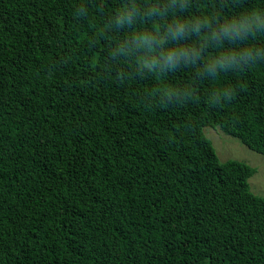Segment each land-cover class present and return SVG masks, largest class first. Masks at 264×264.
I'll return each instance as SVG.
<instances>
[{
	"label": "trees",
	"instance_id": "1",
	"mask_svg": "<svg viewBox=\"0 0 264 264\" xmlns=\"http://www.w3.org/2000/svg\"><path fill=\"white\" fill-rule=\"evenodd\" d=\"M122 2L0 0V264H264L256 169L204 132L264 155V61L157 80L109 56ZM186 2L221 19L264 7Z\"/></svg>",
	"mask_w": 264,
	"mask_h": 264
},
{
	"label": "clouds",
	"instance_id": "2",
	"mask_svg": "<svg viewBox=\"0 0 264 264\" xmlns=\"http://www.w3.org/2000/svg\"><path fill=\"white\" fill-rule=\"evenodd\" d=\"M188 10L186 0L122 2L114 24L129 32L123 41H112L109 56L134 57L137 71L157 80L178 64L187 68L202 62V72L215 78L245 65L251 70L258 61H264V49L251 42L257 34H264V7L248 8L222 19L213 13L183 15ZM193 37L194 44L186 43ZM164 94L171 97L176 90L165 87Z\"/></svg>",
	"mask_w": 264,
	"mask_h": 264
},
{
	"label": "rangeland",
	"instance_id": "3",
	"mask_svg": "<svg viewBox=\"0 0 264 264\" xmlns=\"http://www.w3.org/2000/svg\"><path fill=\"white\" fill-rule=\"evenodd\" d=\"M204 132L222 162L235 160L256 169L255 175L249 181L251 191L264 198V155L250 150L239 139L225 134L219 128L206 127Z\"/></svg>",
	"mask_w": 264,
	"mask_h": 264
}]
</instances>
